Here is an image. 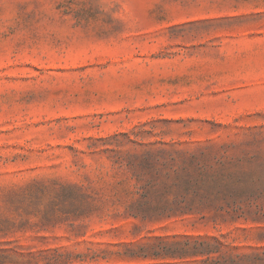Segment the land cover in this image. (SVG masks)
I'll return each mask as SVG.
<instances>
[{
	"label": "rangeland",
	"instance_id": "rangeland-1",
	"mask_svg": "<svg viewBox=\"0 0 264 264\" xmlns=\"http://www.w3.org/2000/svg\"><path fill=\"white\" fill-rule=\"evenodd\" d=\"M185 155L215 180L204 212L133 215L146 183ZM175 235L210 238L217 253L139 257ZM254 253L264 0H0V264Z\"/></svg>",
	"mask_w": 264,
	"mask_h": 264
},
{
	"label": "trees",
	"instance_id": "trees-1",
	"mask_svg": "<svg viewBox=\"0 0 264 264\" xmlns=\"http://www.w3.org/2000/svg\"><path fill=\"white\" fill-rule=\"evenodd\" d=\"M175 160V165L171 171L165 173L164 179L146 183V186L155 189L153 192L142 193L128 206L133 215L174 217L204 212L203 209L211 198L209 188L215 181L213 176L209 174L207 166L201 164L195 155L182 156L180 162L176 158ZM231 176L230 174L229 177ZM212 244L210 238L202 236L158 237L153 242L141 245L142 251L146 252L138 255L156 259L207 255L209 259L213 253H217V250L211 248ZM211 262L212 264H259L264 263V253L223 257V259L212 257Z\"/></svg>",
	"mask_w": 264,
	"mask_h": 264
}]
</instances>
